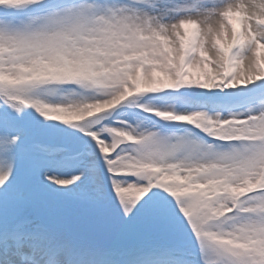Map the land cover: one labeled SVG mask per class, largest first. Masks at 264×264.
<instances>
[{"label": "snow or ice", "instance_id": "1", "mask_svg": "<svg viewBox=\"0 0 264 264\" xmlns=\"http://www.w3.org/2000/svg\"><path fill=\"white\" fill-rule=\"evenodd\" d=\"M0 264H264V0H0Z\"/></svg>", "mask_w": 264, "mask_h": 264}]
</instances>
